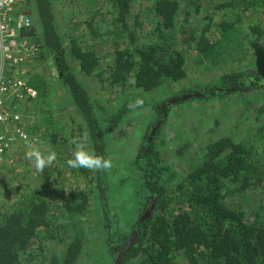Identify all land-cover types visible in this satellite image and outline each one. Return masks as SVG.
<instances>
[{
    "label": "trees",
    "instance_id": "obj_1",
    "mask_svg": "<svg viewBox=\"0 0 264 264\" xmlns=\"http://www.w3.org/2000/svg\"><path fill=\"white\" fill-rule=\"evenodd\" d=\"M105 1L103 9L94 11L89 20L92 25L94 17H103L111 36L112 57L109 56L106 64L110 68L103 85L111 91L113 85L120 91L127 87H131L130 91H150L162 83L163 77L176 80L184 77L186 67L203 71L212 65L246 60L254 51L258 53L262 45L264 32L260 21L255 19L264 15V0H185L188 7H183V0H149L150 5H143L136 15V23H140L138 31H132L127 20L134 0ZM35 2L43 34L42 46L54 54L59 71L90 126L100 162L103 126L88 93L69 67L66 48L57 29L54 0ZM192 12L207 21L199 35L193 29L190 31ZM90 25V32L95 33ZM146 25H150V39H146L149 43L138 42L135 35L143 32ZM22 35L32 38L36 45L39 43L35 25L24 29ZM174 37L181 38L194 49V57L187 64L182 52L161 44L162 39L167 41ZM77 38H70L73 58L81 72L94 74L101 83L103 60L94 50L86 48L82 38ZM42 55L28 57L26 62H31V70H26L22 76L38 92L36 107L40 109L36 113L40 112L41 116L38 121L26 123L25 129L31 137L30 142L37 143L40 137L45 140L43 144H48L50 149L44 155L49 159L53 149L57 150V146L65 143L59 141L58 133L52 129L49 108L45 106L44 78L37 71L32 72L42 65ZM229 78L237 80L235 74ZM257 86L256 82L250 81L247 89ZM260 112L264 113V104ZM40 130L44 131L41 135ZM48 159L40 160L45 167L39 172L40 176H46L47 183L52 176ZM150 164L155 169V163ZM62 179L63 185L65 179ZM55 180H59L58 177ZM50 183L54 184V181ZM174 188L175 193L168 196L163 193L158 215L145 226L146 234L141 238L145 243L141 247L135 245L127 258L139 257L137 264H174L181 255L189 264H264V206L248 214L238 203V198L245 192L264 189L263 148L233 136L214 139L205 146L198 165ZM69 195L70 209L81 206L78 193ZM2 200L0 196V221H3L0 223V264H37L35 254L44 252L46 241L53 237L54 230L61 229L60 223L54 222L56 214L47 203L33 201L24 212L20 211V201L4 209ZM80 240L76 236L71 241L65 260L51 258L48 264H74ZM32 244L37 245L30 253L27 248ZM41 258L45 264L44 256Z\"/></svg>",
    "mask_w": 264,
    "mask_h": 264
},
{
    "label": "flooded vegetation",
    "instance_id": "obj_2",
    "mask_svg": "<svg viewBox=\"0 0 264 264\" xmlns=\"http://www.w3.org/2000/svg\"><path fill=\"white\" fill-rule=\"evenodd\" d=\"M31 4L33 6V0H31ZM105 4L106 1L103 0L100 8L104 7ZM182 5L188 7L185 0H183ZM34 6L35 9L33 10L30 4H27L30 14L35 15L39 21L36 2ZM193 16L197 21L200 19L196 14ZM141 20L148 21L145 17H141ZM255 20L260 21V28L264 32V15L258 16ZM201 21L199 30L202 32L207 21L204 17L203 20L201 18ZM149 26H144L143 32L139 31L140 34L135 32L138 42L147 41L149 43V40H146L150 39ZM196 31L197 28H194V32ZM61 39L66 48L69 67L88 93L103 126V133H101L103 146L101 152L103 155L99 162L90 126L78 108L70 86L63 79L54 54L42 46V37L41 44L38 43L36 48L40 54L45 51L49 59L51 58V70L54 75L47 70L45 64L38 67L36 71L39 76L44 78L47 91L45 106L49 108L52 129L58 133L59 141L64 142L65 145L61 144L57 146V150L53 149V156L48 159L44 155L50 149L48 144L32 143V148H30L31 137L28 134L26 140L20 141V150H23V153L27 154L29 150L37 151L40 156L48 159L47 166L52 174L51 178L48 179L50 180L49 183L46 182V176H40L39 172L45 167L40 160L35 163L37 165L30 169L26 168L27 175L24 173L20 178V199L17 201V203L20 201V211L26 212L33 201L47 203L52 213L56 214L55 224L60 223L61 226V229L54 230L53 237L46 241V250L44 252L38 251L35 254L38 256L35 261L37 264H42L41 256H44L45 264H48L51 258L65 260L69 244L77 236L81 240L79 253L74 264H85L86 261H89V264L91 262L92 264H123L124 262H126L125 264H137L140 258H127V254L135 245L141 247L145 243L141 240L146 234L145 226L149 220L158 215L160 200L165 195L175 193V184L177 185L185 174L187 175L198 165L204 155L205 146L209 143L207 142L195 150L193 155L185 154V148L189 142L183 140V144L180 146L184 130L182 129L183 125L181 128L179 123L169 125V120L173 115L176 117L177 114L175 119L180 121V116L184 112L192 114L196 111V115H200V109H212L209 102L206 104L207 101L214 97L227 101L235 95L244 100L247 110L251 104L257 103L258 107L255 114H249L248 119L256 120L264 117V113L260 112V108L264 104V58H262L264 55V37L258 53L253 49L254 52L246 60L221 66L212 65L203 71L186 67L184 77L177 80L163 77L162 83L150 91H130L131 87L120 91L116 85H113L115 87L112 88V91L109 88L104 89L103 85L110 68V65H105L101 71L102 81L99 82L96 89L104 99L112 98L109 103L110 107H107L105 111L99 108L89 83L81 79L84 76L95 75L83 73L85 75L79 76L78 68L75 67L78 62L73 58L71 49L65 44L64 38L61 37ZM178 41L180 47H176ZM182 41L181 38L174 37L167 41L162 39L161 44L171 45L172 50L176 49L182 52L186 57L187 64L194 57V49L189 48L187 44L188 48H182L181 44H185ZM187 51H191V59H189ZM106 52L108 56L112 57L110 40ZM70 59L73 60V63L70 62ZM233 74L237 76V80L232 81L229 78ZM54 76H57L64 93L60 99L53 98L57 101L58 107H51L52 103L49 102L48 87L51 82L50 79ZM250 81L256 82L258 86L251 88V90L247 89ZM199 102L206 105L198 108V105L195 106V104ZM34 105L37 106L35 103ZM34 115L36 117L33 121L40 120V115ZM27 118L29 119V116ZM214 122L216 121L214 120ZM21 124L24 128L26 127L23 114ZM168 125L178 129L176 136L180 141L179 146L176 145L175 149L172 150H169L168 132H165V127ZM129 129H132L131 132ZM131 133H135V138L132 137ZM233 137L240 140L235 136ZM130 139H137L136 144L130 146L128 144ZM172 142L175 141L172 140ZM40 151L43 152V155ZM171 152H176L179 155L174 162L171 161L172 156L169 155ZM55 154H57L58 160L51 163ZM168 157H171L170 161ZM178 158L183 159V162L178 164ZM150 162L155 163V169ZM113 163H120V166L113 165ZM178 165L182 167L181 170H177ZM56 177L59 180H55ZM62 178L65 179L63 185L61 183ZM53 181L54 184L50 183ZM69 193L80 195L81 206L77 208L76 204L73 203L76 209H70L69 201H67L70 197ZM53 194L56 196L53 197ZM93 236L99 246L93 241ZM90 239L92 240L90 241ZM35 245L37 244L28 246L27 249L30 253H33ZM55 245H58L60 250L58 253L54 251ZM21 258L28 262L25 256Z\"/></svg>",
    "mask_w": 264,
    "mask_h": 264
},
{
    "label": "rangeland",
    "instance_id": "obj_3",
    "mask_svg": "<svg viewBox=\"0 0 264 264\" xmlns=\"http://www.w3.org/2000/svg\"><path fill=\"white\" fill-rule=\"evenodd\" d=\"M103 4V0H54V8L56 13V24L58 31L61 33V37L64 38L65 44L70 47V38L74 37L82 38L86 44V48L94 50L98 56L103 60V65H106L109 56L107 54L108 43H109V31L107 30V25L105 19L103 17L96 16L93 19L92 25H90V17L94 13V11H100L103 9L100 8ZM35 2L33 0V6L31 7L33 10L35 9ZM150 5L149 0H134L131 6V13L128 17L131 30L138 31L137 28L140 27V23H136V15L140 12L142 6ZM194 13H192L193 15ZM33 22L36 26L37 40L41 44L42 42V32L41 27L38 22L37 17L33 16ZM202 22L201 19L196 20L193 16L190 21V28L194 30L197 28L195 33L198 34L200 31L199 23ZM147 24L149 22L147 21ZM90 26H93L95 33L90 32ZM264 26V20H263ZM78 39V38H77ZM183 42V41H182ZM176 47H180V42H177ZM182 48H188L186 44H181ZM42 55V65L45 64L47 66V70L52 72L51 65L52 60L50 61L48 54L43 51ZM40 54V53H39ZM38 51L31 53V56H38ZM46 54V56H45ZM189 59L192 58L191 51H187ZM71 58V56H69ZM71 60V59H70ZM71 60L70 62H72ZM73 63V62H72ZM31 62H26L24 66V70H31ZM78 68L79 76L83 74L80 71L79 66L76 64ZM37 70V69H36ZM34 69L32 72H36ZM54 75V73L52 72ZM85 75V74H83ZM24 77V75H22ZM85 80V82L89 83L90 90L93 92V96L95 101L98 103L99 108L105 109L110 107V101L112 98L104 99L102 94L97 92V86H99V81L97 76H84L81 78ZM27 80V79H26ZM51 82L49 84V102L52 103L51 107H55L56 99H60L61 95H63V88L58 82L57 76H54L50 79ZM127 89V88H126ZM54 98V99H53ZM16 102V101H15ZM20 113L22 112L25 117L26 123H31L36 115H40V112L36 111L40 108L36 107L34 103L38 104V97L35 100L29 99L27 96H20V99L17 101ZM211 104L210 109H200V115H196V111L192 114L188 112H184L183 115L180 116L181 120L175 119V115L171 117L168 124L173 125L174 123H179V127L183 125L182 129V146L183 140L188 141L189 145L185 148V154H195V150H198L202 146H204L207 142L212 141L213 139L222 137V136H235L239 139H244V141H251L259 145V149H264V117H260L256 120L248 119L249 114H255L257 110V103L251 104L250 107L246 108L244 100L237 95L232 96L231 99L224 101V99H218V97H214L213 99L206 102ZM205 104V105H206ZM205 106L202 102L196 103L195 106ZM58 107V106H57ZM29 114V115H28ZM29 116V119L27 118ZM214 120L216 122H214ZM165 127V132H168L169 138V150L175 149L176 145L179 146V139L177 138V130L174 129V126ZM260 129V130H259ZM132 129H129L131 132ZM44 132L43 130H40ZM132 137L135 138V133H131ZM139 135V132H137ZM29 136V134H28ZM128 137V135H126ZM174 140L175 142H172ZM45 140L41 137L39 138V142L37 144H43ZM137 139L128 140V144L131 146L136 144ZM26 144V143H25ZM36 144V143H35ZM30 148H32V142L29 143ZM28 145V146H29ZM9 150L5 153L3 160L0 162V196H2V201L4 204V209H7L10 206H14L17 204L18 199H20V178H22V174H26L28 171L26 168L30 169L32 166H35L39 160L43 157L38 154V152H34L29 150L27 154L23 153V150H20V142H15L12 146H10ZM40 147V146H39ZM42 150V149H41ZM41 153V151H40ZM43 153V152H42ZM176 152H171L169 154L172 156L171 161H176L177 155ZM169 158V157H168ZM170 158L168 159L170 161ZM44 159V158H43ZM51 159V158H50ZM51 163H55L57 159V154L54 155ZM178 164L183 162V159H177ZM171 165L173 163H170ZM113 165L120 166V163H113ZM181 166H177V170H181ZM24 189V188H23ZM56 196L55 194L52 195ZM238 203H241V207L246 210V213H250L255 209H258L260 206H264V189L252 190L249 192H245L242 196L238 198ZM92 239H90L91 241ZM93 241L97 246L99 243L96 241V238L93 236ZM54 251H60L58 249V245H55ZM180 256V255H179ZM94 263V262H93ZM85 264H89V261H86ZM92 264V262L90 263ZM174 264H188L187 259L180 257L176 258Z\"/></svg>",
    "mask_w": 264,
    "mask_h": 264
},
{
    "label": "built area",
    "instance_id": "obj_4",
    "mask_svg": "<svg viewBox=\"0 0 264 264\" xmlns=\"http://www.w3.org/2000/svg\"><path fill=\"white\" fill-rule=\"evenodd\" d=\"M27 4L32 7L31 0H0V162L10 146L27 138L19 107L12 109L8 104L23 95H38L22 77L26 61L36 49L32 38L22 35L34 25L33 15L24 13L29 10Z\"/></svg>",
    "mask_w": 264,
    "mask_h": 264
},
{
    "label": "crops",
    "instance_id": "obj_5",
    "mask_svg": "<svg viewBox=\"0 0 264 264\" xmlns=\"http://www.w3.org/2000/svg\"><path fill=\"white\" fill-rule=\"evenodd\" d=\"M19 99H20V98H19ZM19 99H17L16 102H15V101H14V102H10V103L8 104V107L14 109L15 106H18V105L20 104V102L17 103V101H18Z\"/></svg>",
    "mask_w": 264,
    "mask_h": 264
},
{
    "label": "water",
    "instance_id": "obj_6",
    "mask_svg": "<svg viewBox=\"0 0 264 264\" xmlns=\"http://www.w3.org/2000/svg\"><path fill=\"white\" fill-rule=\"evenodd\" d=\"M24 13L25 14H30V10L27 9V10L24 11Z\"/></svg>",
    "mask_w": 264,
    "mask_h": 264
},
{
    "label": "bare ground",
    "instance_id": "obj_7",
    "mask_svg": "<svg viewBox=\"0 0 264 264\" xmlns=\"http://www.w3.org/2000/svg\"><path fill=\"white\" fill-rule=\"evenodd\" d=\"M30 99V98H29ZM32 100H35V99H37V97L36 98H31Z\"/></svg>",
    "mask_w": 264,
    "mask_h": 264
}]
</instances>
